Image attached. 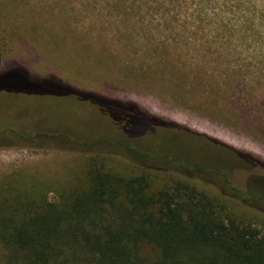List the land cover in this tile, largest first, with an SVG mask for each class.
Segmentation results:
<instances>
[{
  "label": "rangeland",
  "instance_id": "374dc122",
  "mask_svg": "<svg viewBox=\"0 0 264 264\" xmlns=\"http://www.w3.org/2000/svg\"><path fill=\"white\" fill-rule=\"evenodd\" d=\"M0 86L1 216L99 170L186 182L264 236V0H0ZM131 105L180 132L127 128Z\"/></svg>",
  "mask_w": 264,
  "mask_h": 264
},
{
  "label": "trees",
  "instance_id": "16d2710c",
  "mask_svg": "<svg viewBox=\"0 0 264 264\" xmlns=\"http://www.w3.org/2000/svg\"><path fill=\"white\" fill-rule=\"evenodd\" d=\"M71 96L97 104L92 95L71 90ZM125 109L133 113L123 117L129 129L132 121H145L180 132L137 108ZM209 142L243 166L237 153ZM89 177L87 192L70 203L43 202L34 213L0 215V264H264V236L222 216L208 194L186 182L149 190L142 175L96 170Z\"/></svg>",
  "mask_w": 264,
  "mask_h": 264
}]
</instances>
